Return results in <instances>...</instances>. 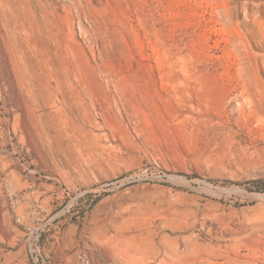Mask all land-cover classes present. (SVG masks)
Returning a JSON list of instances; mask_svg holds the SVG:
<instances>
[{
    "label": "rangeland",
    "instance_id": "1",
    "mask_svg": "<svg viewBox=\"0 0 264 264\" xmlns=\"http://www.w3.org/2000/svg\"><path fill=\"white\" fill-rule=\"evenodd\" d=\"M27 6L88 96L0 29V264H264V0Z\"/></svg>",
    "mask_w": 264,
    "mask_h": 264
},
{
    "label": "bare ground",
    "instance_id": "2",
    "mask_svg": "<svg viewBox=\"0 0 264 264\" xmlns=\"http://www.w3.org/2000/svg\"><path fill=\"white\" fill-rule=\"evenodd\" d=\"M28 2L30 0H0V29L13 46L17 61L28 80L29 92L35 102L42 106V101L51 98H45V92L52 91L49 93L53 94L54 100L49 99L52 108L46 112L48 115L61 111L62 104L68 101L83 106L88 96V87L77 77L65 76L61 84L51 85L48 82V77L55 70H61V67L50 60L48 35L44 26L36 16L34 20L29 19Z\"/></svg>",
    "mask_w": 264,
    "mask_h": 264
}]
</instances>
